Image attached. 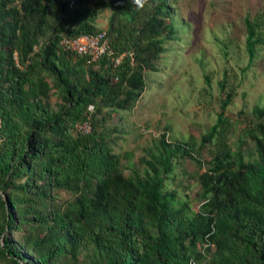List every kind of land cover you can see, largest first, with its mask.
Returning a JSON list of instances; mask_svg holds the SVG:
<instances>
[{
	"label": "trees",
	"instance_id": "1",
	"mask_svg": "<svg viewBox=\"0 0 264 264\" xmlns=\"http://www.w3.org/2000/svg\"><path fill=\"white\" fill-rule=\"evenodd\" d=\"M179 4L0 0V264H264V98L244 124L247 152L227 115L246 77L264 73L262 8L206 31L221 46L194 53L202 92L219 96L198 142L170 140L164 126L140 166L116 149L127 114L170 73L159 66L168 44L177 56L191 46ZM101 31L96 61L60 45ZM180 158L208 164L198 207L173 186L187 174Z\"/></svg>",
	"mask_w": 264,
	"mask_h": 264
},
{
	"label": "rangeland",
	"instance_id": "2",
	"mask_svg": "<svg viewBox=\"0 0 264 264\" xmlns=\"http://www.w3.org/2000/svg\"><path fill=\"white\" fill-rule=\"evenodd\" d=\"M244 7L245 9L250 7L252 13L256 11V8L264 10V0H180V16L183 21L189 24L191 46L179 51L180 54L177 56V53H173L172 50H179V45L174 42L172 43L175 46L168 44L169 50L164 53L159 66L162 68L165 64L169 65L170 63L173 66L169 75L164 79L163 87H157L154 83L149 84L148 91L136 103L133 112L126 116V124L130 132L128 131L125 138L119 141V146L116 149L120 150L121 153H129V156L133 154L132 161L134 164L140 166L139 160L144 153L143 149L151 146L153 141L162 133L164 126L168 128L170 140L190 138L198 142L201 133L215 121L219 96H217L216 90H213L210 96L202 92V72L199 65L196 64L197 60L194 59V53L201 49L197 52H203L207 56L214 51L217 45L221 46L219 42V44L208 42L206 38H208L209 33L207 32L211 29H217L228 18L235 20L242 18ZM107 16L108 11H104L98 19L100 28L106 27ZM179 30H183V28ZM181 33L182 40L179 44L185 46L188 29L181 31ZM234 38L236 41L239 39L237 36ZM214 63V61L209 63L210 69L215 68L216 63ZM263 98L264 73L250 74L238 88V95L227 111L232 123L230 139L234 142L235 138L240 136L242 141L239 142V146L245 152L252 149V143L246 137L244 124L251 116L250 109L256 103H261ZM241 108L244 110L243 114H239L242 113L240 112ZM195 149H197L196 145ZM199 156L209 158L207 147L201 150ZM180 159L183 163L182 168L186 169L187 174L181 182L175 181L173 186L177 184H181L180 187L187 185L185 189H187L190 205L191 207H198L200 201L197 193L200 186L196 177H198V172L207 168L208 164L203 159L204 162L199 167L193 160Z\"/></svg>",
	"mask_w": 264,
	"mask_h": 264
},
{
	"label": "built area",
	"instance_id": "3",
	"mask_svg": "<svg viewBox=\"0 0 264 264\" xmlns=\"http://www.w3.org/2000/svg\"><path fill=\"white\" fill-rule=\"evenodd\" d=\"M60 45L64 50L87 57L89 61H96L108 50L104 31L96 34H81L76 37H62ZM84 129L87 128L85 127Z\"/></svg>",
	"mask_w": 264,
	"mask_h": 264
},
{
	"label": "clouds",
	"instance_id": "4",
	"mask_svg": "<svg viewBox=\"0 0 264 264\" xmlns=\"http://www.w3.org/2000/svg\"><path fill=\"white\" fill-rule=\"evenodd\" d=\"M134 2L138 5H141V0H134ZM142 6V5H141ZM169 136V135H168Z\"/></svg>",
	"mask_w": 264,
	"mask_h": 264
}]
</instances>
